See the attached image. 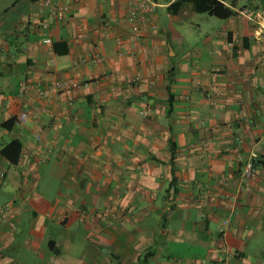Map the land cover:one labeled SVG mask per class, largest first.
<instances>
[{
    "label": "crops",
    "instance_id": "crops-1",
    "mask_svg": "<svg viewBox=\"0 0 264 264\" xmlns=\"http://www.w3.org/2000/svg\"><path fill=\"white\" fill-rule=\"evenodd\" d=\"M57 2L0 0V264H264V10Z\"/></svg>",
    "mask_w": 264,
    "mask_h": 264
},
{
    "label": "built area",
    "instance_id": "built-area-1",
    "mask_svg": "<svg viewBox=\"0 0 264 264\" xmlns=\"http://www.w3.org/2000/svg\"><path fill=\"white\" fill-rule=\"evenodd\" d=\"M43 3L46 7L47 13L41 20L40 26L43 30H48L50 26V18L61 19L63 14L69 8V5L59 4L57 0H43ZM126 3L129 8L127 19L131 24V29H133L135 33H141L146 27L149 14H151L157 8L159 2L157 0H126ZM238 12H242L243 14L247 15L249 14L248 10L246 9L239 10ZM44 41L50 42V38L47 36L45 37ZM96 59L100 60L101 57L97 55ZM79 85L80 82L74 79L59 80L56 78H52L46 88L38 89V94L42 98L48 99L59 91L76 88ZM22 89H24V86H22ZM29 116L30 114L28 111L22 110L17 115V120L19 123H24L29 118ZM32 117L37 118L36 114L34 113H32ZM36 138L39 140L40 136L37 135ZM254 160L255 156H252L245 162L243 166L242 174L246 178L247 184L249 183V180L254 176ZM228 224L229 218L224 217L221 222L222 227L226 228ZM221 232H223V229H221Z\"/></svg>",
    "mask_w": 264,
    "mask_h": 264
},
{
    "label": "trees",
    "instance_id": "trees-1",
    "mask_svg": "<svg viewBox=\"0 0 264 264\" xmlns=\"http://www.w3.org/2000/svg\"><path fill=\"white\" fill-rule=\"evenodd\" d=\"M160 1V0H158ZM168 2L166 12L176 15L185 8H190L196 13H208L220 19H226L234 15L236 0H163ZM246 6L264 10V0H245ZM147 254L137 264H145ZM115 264H121L115 261Z\"/></svg>",
    "mask_w": 264,
    "mask_h": 264
},
{
    "label": "clouds",
    "instance_id": "clouds-1",
    "mask_svg": "<svg viewBox=\"0 0 264 264\" xmlns=\"http://www.w3.org/2000/svg\"><path fill=\"white\" fill-rule=\"evenodd\" d=\"M158 1V0H157ZM159 2V4H160V1H158ZM243 9H246V8H241V9H236V8H234V12L235 13H237L239 10H243ZM247 10V9H246Z\"/></svg>",
    "mask_w": 264,
    "mask_h": 264
}]
</instances>
